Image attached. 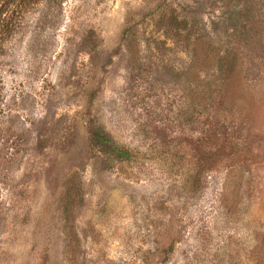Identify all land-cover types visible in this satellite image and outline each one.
<instances>
[{
	"label": "rangeland",
	"instance_id": "rangeland-1",
	"mask_svg": "<svg viewBox=\"0 0 264 264\" xmlns=\"http://www.w3.org/2000/svg\"><path fill=\"white\" fill-rule=\"evenodd\" d=\"M0 264H264V0H0Z\"/></svg>",
	"mask_w": 264,
	"mask_h": 264
},
{
	"label": "trees",
	"instance_id": "trees-1",
	"mask_svg": "<svg viewBox=\"0 0 264 264\" xmlns=\"http://www.w3.org/2000/svg\"><path fill=\"white\" fill-rule=\"evenodd\" d=\"M97 140L105 146L109 151L113 152L115 156L117 157H126L129 158L130 156L127 154V152L123 151L120 148H117L113 142L106 136L98 137Z\"/></svg>",
	"mask_w": 264,
	"mask_h": 264
}]
</instances>
